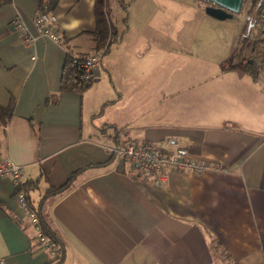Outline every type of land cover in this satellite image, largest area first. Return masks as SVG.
Returning <instances> with one entry per match:
<instances>
[{"label":"crops","instance_id":"obj_1","mask_svg":"<svg viewBox=\"0 0 264 264\" xmlns=\"http://www.w3.org/2000/svg\"><path fill=\"white\" fill-rule=\"evenodd\" d=\"M165 1L214 25L113 20L121 39L78 92L62 91V79L68 54L96 52L95 1L0 0V107L10 113L0 162L37 181L29 197L62 249L52 257L32 240L14 184L0 176V264H264V91L244 70L251 41L236 65L244 26H215L201 0ZM42 10L58 18L62 45L12 26L20 17L35 34ZM130 140L183 147L218 169L168 172L156 187L110 154Z\"/></svg>","mask_w":264,"mask_h":264},{"label":"built area","instance_id":"obj_2","mask_svg":"<svg viewBox=\"0 0 264 264\" xmlns=\"http://www.w3.org/2000/svg\"><path fill=\"white\" fill-rule=\"evenodd\" d=\"M12 26L19 28L25 38L31 42L43 37L59 45L63 44L59 35L58 18L52 13L39 12L36 14L34 17L35 34L22 22L20 17H16L12 21ZM258 29L264 38V4L258 20ZM102 57L103 52L96 51L86 56H76L72 63L79 70H84L86 82L94 83L96 81L95 71L100 67ZM109 152L112 157L128 166V174L132 178L147 181L156 187L167 184L168 172H188L202 175L218 169L216 165L192 155L183 147L172 149L165 144H155L145 140H130L109 148ZM0 176L12 180L18 202L27 213L30 228L34 230L39 245L43 246L50 256L60 257L62 254L60 245L43 234L39 218L30 211L25 194L19 190L24 179L23 168L11 160L2 161L0 162Z\"/></svg>","mask_w":264,"mask_h":264},{"label":"trees","instance_id":"obj_3","mask_svg":"<svg viewBox=\"0 0 264 264\" xmlns=\"http://www.w3.org/2000/svg\"><path fill=\"white\" fill-rule=\"evenodd\" d=\"M58 0H53L56 2ZM95 1V17H96V29L91 34L93 47L96 51H102L103 56L106 55L111 47L119 43L121 39V34L118 32L116 24L114 23L111 16V9L109 6V0H94ZM247 18L242 31V37L239 43V47L234 54L233 63L240 65L244 59V49L246 45L251 41V53L247 57L246 62L244 63L245 72L252 78V80L258 84V86L264 91V38L258 29V20L262 12L264 0H247ZM205 7L206 4L202 2ZM126 9V8H125ZM40 12H46L42 10ZM127 23V19H125ZM76 57L74 55L68 54L67 63L65 66L61 90L62 91H78L82 92L87 90L93 83H88L85 80L84 70H79L73 66L72 60ZM10 116L9 111L0 107V120H2V125L4 128L8 125V118ZM37 181L33 184L23 183L20 187V191L25 194L27 203L29 205L30 211L35 213L40 221V228L44 235L55 239V236L52 232V229L46 223L42 211L39 206H35L29 197L30 187H36ZM72 185V180H70L66 185L60 188H50L44 195V199L51 196H56L64 193ZM29 222V219H28ZM34 232V230H32ZM36 244H39L37 241L35 232L32 238ZM60 256L59 258H61Z\"/></svg>","mask_w":264,"mask_h":264},{"label":"rangeland","instance_id":"obj_4","mask_svg":"<svg viewBox=\"0 0 264 264\" xmlns=\"http://www.w3.org/2000/svg\"><path fill=\"white\" fill-rule=\"evenodd\" d=\"M162 3L159 0H155V5L151 0H110L109 6L111 9V16L112 19L115 20L117 23V26L119 29L124 25L125 19H127V25L130 26V23H133V20H137V22L142 26L144 24L145 18L149 17L152 19V17H155L154 22L150 24L152 28H158V27H165V28H172L174 26H180L187 28H194L196 26H213L208 21H203L204 17L201 19L199 17H195L190 11V9L179 6L178 8L169 1L161 0ZM191 2V4H198L199 2L196 0H188ZM248 2L245 3L244 8L242 12L239 15H235L236 17L233 19H228L225 21H218L219 23H216L215 26L219 28H226L230 31H233V29H239L242 30L243 26L245 25L246 18H247V5ZM144 5H147V11L144 8ZM151 7V10L149 11V8ZM162 8L161 10L165 16H162L161 13L157 12V9L155 8ZM203 7V6H202ZM126 8V9H125ZM143 8L145 12H143ZM178 10H177V9ZM176 9V10H175ZM178 11L179 15L172 14V11ZM141 12L140 15L137 16L138 12ZM148 13V16H147ZM161 14V16H160ZM159 15V16H158ZM204 16V15H202ZM239 16V19L237 18ZM158 17V19H156ZM141 18V19H140ZM144 19V20H143ZM156 19V20H155ZM143 20V21H142ZM160 21V22H159ZM249 48V44L246 45ZM246 49V48H245ZM105 57V55L102 57V59Z\"/></svg>","mask_w":264,"mask_h":264},{"label":"water","instance_id":"obj_5","mask_svg":"<svg viewBox=\"0 0 264 264\" xmlns=\"http://www.w3.org/2000/svg\"><path fill=\"white\" fill-rule=\"evenodd\" d=\"M206 4L205 13L216 20L225 21L239 15L247 0H201Z\"/></svg>","mask_w":264,"mask_h":264}]
</instances>
